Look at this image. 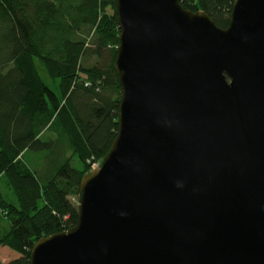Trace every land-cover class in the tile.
Wrapping results in <instances>:
<instances>
[{
    "label": "water",
    "instance_id": "1",
    "mask_svg": "<svg viewBox=\"0 0 264 264\" xmlns=\"http://www.w3.org/2000/svg\"><path fill=\"white\" fill-rule=\"evenodd\" d=\"M114 2L117 132L29 264H264V0Z\"/></svg>",
    "mask_w": 264,
    "mask_h": 264
},
{
    "label": "trees",
    "instance_id": "2",
    "mask_svg": "<svg viewBox=\"0 0 264 264\" xmlns=\"http://www.w3.org/2000/svg\"><path fill=\"white\" fill-rule=\"evenodd\" d=\"M234 2L181 6L226 28ZM118 34L114 0H0V246L16 253L0 264H29L36 241L77 224L80 181L118 128Z\"/></svg>",
    "mask_w": 264,
    "mask_h": 264
},
{
    "label": "rangeland",
    "instance_id": "3",
    "mask_svg": "<svg viewBox=\"0 0 264 264\" xmlns=\"http://www.w3.org/2000/svg\"><path fill=\"white\" fill-rule=\"evenodd\" d=\"M98 9H100L102 11V13L103 12H105V13H107V12L110 13L111 12L110 8L109 7H106V6H105L104 9L102 7H99ZM100 10H98V12H97V14H98L97 18L99 17V13L101 12ZM116 50H117V47H116ZM35 63H36L37 69H38L39 74H40L41 78L43 79V81L45 83H47V84L48 83H51V79L49 78V75L47 74L44 65L39 60H37V59L35 60ZM100 161L99 160L96 161L95 162L96 165H99L100 164ZM71 165L73 167L78 168L80 166V163H79L78 159L74 157L71 160ZM94 169L95 168H93L92 166H90V170L88 172H90V171H92ZM77 201H78V199L76 198V202ZM5 226H6L5 225V219L0 218V229H3L2 231L5 230ZM15 257H16V253L14 251H12L9 248H6L4 246H0V261L2 263H7L8 261H10L11 259H13Z\"/></svg>",
    "mask_w": 264,
    "mask_h": 264
},
{
    "label": "built area",
    "instance_id": "4",
    "mask_svg": "<svg viewBox=\"0 0 264 264\" xmlns=\"http://www.w3.org/2000/svg\"><path fill=\"white\" fill-rule=\"evenodd\" d=\"M85 85H87V84H85ZM91 166H92L93 168H97V167H98V165H96L95 162H93V163L91 164Z\"/></svg>",
    "mask_w": 264,
    "mask_h": 264
}]
</instances>
